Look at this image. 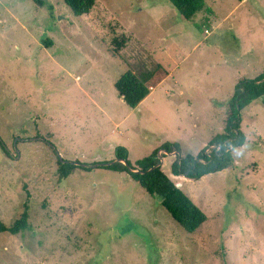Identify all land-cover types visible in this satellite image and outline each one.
<instances>
[{
	"label": "rangeland",
	"instance_id": "obj_1",
	"mask_svg": "<svg viewBox=\"0 0 264 264\" xmlns=\"http://www.w3.org/2000/svg\"><path fill=\"white\" fill-rule=\"evenodd\" d=\"M205 2L185 19L169 0H96L83 15L0 0V218L27 205L30 224L0 234V264H264L263 100L241 111L246 143L226 169L175 176L176 153L158 151L207 215L194 232L126 172L93 166L117 146L133 163L165 142L196 155L223 132L238 80L264 71V0ZM157 62L170 75L131 108L116 80ZM57 153L92 169L59 179Z\"/></svg>",
	"mask_w": 264,
	"mask_h": 264
},
{
	"label": "trees",
	"instance_id": "obj_2",
	"mask_svg": "<svg viewBox=\"0 0 264 264\" xmlns=\"http://www.w3.org/2000/svg\"><path fill=\"white\" fill-rule=\"evenodd\" d=\"M36 1L42 5L44 3V0ZM65 1L76 15L90 13L96 3V0ZM169 2L185 19H192L201 11L212 12L205 0H169ZM167 75L168 70L157 62L152 68L142 69L139 73L127 70L116 80L114 87L123 101L131 108H135ZM258 99L263 100L264 103V71L252 79L241 78L238 80L228 101V112L223 132L214 135L198 154L182 155L177 143L165 142L149 156L133 163L129 159V150L125 146H117L114 150L115 160L101 162L98 168L119 173L126 172L151 197L158 198L161 205L184 230L194 232L207 220V215L163 171L158 151L176 153V158L171 164V172L175 176L199 179L206 174L228 168L232 162V150L246 143V136L241 129V111ZM0 143L6 150L1 138ZM90 166L91 164L58 158L59 179L68 177L75 170L90 171L92 169ZM29 228L27 205L19 217L9 225L0 218V234L8 232L15 235Z\"/></svg>",
	"mask_w": 264,
	"mask_h": 264
},
{
	"label": "crops",
	"instance_id": "obj_3",
	"mask_svg": "<svg viewBox=\"0 0 264 264\" xmlns=\"http://www.w3.org/2000/svg\"><path fill=\"white\" fill-rule=\"evenodd\" d=\"M166 69H167V68H166ZM169 75H170V72L168 71V75L166 76V78H167ZM161 82H162V81H161ZM161 82H160V83H161ZM160 83H159L157 86H155V87L152 88V90H151V92L148 94V96H149V95H150V94L156 89V87H158V86L160 85ZM148 96H147V97H148ZM145 99H146V98H145ZM145 99H144V100H145ZM144 100H143V101H144ZM143 101H142V102H143Z\"/></svg>",
	"mask_w": 264,
	"mask_h": 264
},
{
	"label": "water",
	"instance_id": "obj_4",
	"mask_svg": "<svg viewBox=\"0 0 264 264\" xmlns=\"http://www.w3.org/2000/svg\"><path fill=\"white\" fill-rule=\"evenodd\" d=\"M58 154V153H57ZM58 156H59V158H61L62 159V157H61V155L60 154H58ZM100 164L99 163H95V164H93V166L94 167H98Z\"/></svg>",
	"mask_w": 264,
	"mask_h": 264
}]
</instances>
